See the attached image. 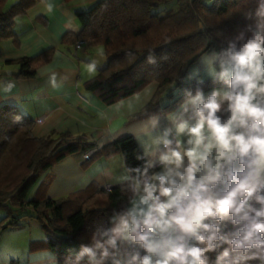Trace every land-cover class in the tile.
Here are the masks:
<instances>
[{"label": "clouds", "instance_id": "obj_1", "mask_svg": "<svg viewBox=\"0 0 264 264\" xmlns=\"http://www.w3.org/2000/svg\"><path fill=\"white\" fill-rule=\"evenodd\" d=\"M245 18L202 60L211 90L184 89L164 124L148 117L127 204L65 264H264V0Z\"/></svg>", "mask_w": 264, "mask_h": 264}, {"label": "trees", "instance_id": "obj_2", "mask_svg": "<svg viewBox=\"0 0 264 264\" xmlns=\"http://www.w3.org/2000/svg\"><path fill=\"white\" fill-rule=\"evenodd\" d=\"M38 1L15 0L6 6L7 0H0V41L11 38L16 43L14 19ZM206 1L97 0L89 8L75 12L80 29L77 33H64L61 43L75 45L84 40L86 46L102 48L106 64L84 82V87L105 104L156 82L150 101L129 118L139 119L177 106L184 89L212 88L209 78L201 79L202 85L197 84L200 79L188 78L189 67L203 54L224 47L227 39L253 22L245 17L254 11L257 0ZM221 32L223 37L217 38ZM53 51L50 48L19 60L13 76L32 78L38 68L50 61ZM150 51L155 52L156 64L147 62ZM162 56L166 58L161 59ZM172 91L178 92L175 98L169 95ZM166 98L171 101L163 106ZM33 125L34 120L15 106H0V210L4 212L0 234L20 228L22 218L33 219L44 238L29 242L28 251H49L57 264H65L81 244L90 243L98 226H108L109 217L127 204L130 194L122 190V185L104 190L92 183L64 198L43 197L37 186L39 178L66 155H84L95 143L72 137L68 132L37 137L32 132ZM140 151L131 135H123L93 156L119 153L125 167L137 166L141 163L136 158ZM27 210L31 212L25 213Z\"/></svg>", "mask_w": 264, "mask_h": 264}, {"label": "crops", "instance_id": "obj_3", "mask_svg": "<svg viewBox=\"0 0 264 264\" xmlns=\"http://www.w3.org/2000/svg\"><path fill=\"white\" fill-rule=\"evenodd\" d=\"M14 1L7 0L6 6ZM96 1L40 0L14 19L12 32L16 43L11 38L0 41V106L13 105L22 114L32 118V132L37 137L68 132L72 137H81L95 143L84 154L86 156L66 155L47 170L46 176L39 178L37 186L45 198H64L92 183L104 189L122 185L121 177L125 175L126 167L121 154L103 157L93 156L94 153L123 135H131L140 150L137 139L147 143L146 125L152 114L135 120L129 118L150 101L157 83L151 82L126 98L105 104L94 92L84 87V82L106 64L102 48L85 46L76 49L74 45L61 43L64 33H77L80 29L75 12L89 8ZM50 48L54 49L50 61L38 68L32 78L20 79L13 76L18 71L19 60ZM210 52L189 67L188 78L194 66L196 69L191 72V77L209 78L208 65L202 60ZM92 62L98 66L95 72L88 71ZM210 90L211 88L205 92ZM169 95L175 98L178 92L172 91ZM170 101L166 98L162 105ZM177 106L156 113L161 117V124L166 123L165 115ZM35 187L30 191V196ZM3 216L0 213V219ZM43 238L42 235L37 240ZM31 241L35 240H24L27 255L22 264H57L55 256L49 251L29 252L28 244ZM10 247L14 248L13 245ZM0 264L12 263L10 260H2Z\"/></svg>", "mask_w": 264, "mask_h": 264}, {"label": "rangeland", "instance_id": "obj_4", "mask_svg": "<svg viewBox=\"0 0 264 264\" xmlns=\"http://www.w3.org/2000/svg\"><path fill=\"white\" fill-rule=\"evenodd\" d=\"M205 2L207 3L208 1L205 0ZM195 69H196V66H194L192 70H190L188 74L189 77L192 76L191 72ZM30 212H31L30 210H27L25 213H30ZM0 213L4 214L2 210H0ZM21 222L23 225L20 228L7 229L5 233L2 232L4 234L2 237H1L2 233L0 234V237H1L0 238V262L2 260H6V261L10 260L12 264H22L26 258L25 256L27 255V248L24 245V240L26 239L37 240L39 236L43 235L42 230L40 229L38 223L35 220L28 219V218H22ZM12 245L14 247L13 249L12 247H10Z\"/></svg>", "mask_w": 264, "mask_h": 264}, {"label": "built area", "instance_id": "obj_5", "mask_svg": "<svg viewBox=\"0 0 264 264\" xmlns=\"http://www.w3.org/2000/svg\"><path fill=\"white\" fill-rule=\"evenodd\" d=\"M86 46V42L84 41V40H79V41H77L76 43H75V45H74V47L76 48V49H81V48H83V47H85ZM84 156H86V155H84ZM106 190L108 189V188H105Z\"/></svg>", "mask_w": 264, "mask_h": 264}, {"label": "water", "instance_id": "obj_6", "mask_svg": "<svg viewBox=\"0 0 264 264\" xmlns=\"http://www.w3.org/2000/svg\"><path fill=\"white\" fill-rule=\"evenodd\" d=\"M201 27H202V25L201 24H199V28L201 29Z\"/></svg>", "mask_w": 264, "mask_h": 264}]
</instances>
